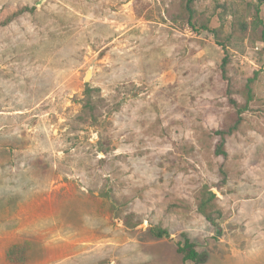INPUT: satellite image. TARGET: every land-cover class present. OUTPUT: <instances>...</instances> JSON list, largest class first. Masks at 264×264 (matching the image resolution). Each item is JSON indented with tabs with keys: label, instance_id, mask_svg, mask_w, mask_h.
<instances>
[{
	"label": "rangeland",
	"instance_id": "1",
	"mask_svg": "<svg viewBox=\"0 0 264 264\" xmlns=\"http://www.w3.org/2000/svg\"><path fill=\"white\" fill-rule=\"evenodd\" d=\"M192 8L0 0V264H264V0Z\"/></svg>",
	"mask_w": 264,
	"mask_h": 264
},
{
	"label": "trees",
	"instance_id": "2",
	"mask_svg": "<svg viewBox=\"0 0 264 264\" xmlns=\"http://www.w3.org/2000/svg\"><path fill=\"white\" fill-rule=\"evenodd\" d=\"M195 0H184V10L186 13V17L189 21V23H191L193 25V27H195L194 23H192V19H194V12H193V8H192V4L194 3ZM24 10H18L14 13H12L7 19L6 21H10L14 18H16L18 15H20ZM258 11V8L257 10ZM201 29H207L206 24L202 25L200 27ZM222 75L224 76V69L222 68ZM228 93V91H227ZM90 94L87 93V97ZM228 96V94H227ZM231 100V102L234 104V101L229 98ZM245 108H237V112L236 114H238V118H236L232 123L230 122H226L225 125L218 130L214 131V134L218 137V142L216 144L215 147V154L220 155V156H225L226 151L224 149V144L226 142L227 137L235 130L237 129L238 125H239V121H240V116L239 114L242 112V110ZM207 206V200L203 199L200 202L199 205V210L205 215L206 219L209 221H213L212 217L207 214L205 212V207ZM137 224V223H135ZM134 224V225H135ZM128 225V224H127ZM151 234L157 238H161L164 235L167 234L166 230L161 229V228H151L150 230ZM11 251V250H9ZM177 251L183 256V260L184 261H195L198 257V253L195 250L194 244L189 240V239H185L184 244L181 246H178ZM12 253V252H9Z\"/></svg>",
	"mask_w": 264,
	"mask_h": 264
},
{
	"label": "water",
	"instance_id": "3",
	"mask_svg": "<svg viewBox=\"0 0 264 264\" xmlns=\"http://www.w3.org/2000/svg\"><path fill=\"white\" fill-rule=\"evenodd\" d=\"M42 1H43V0H39V3H41ZM86 78L88 79V74H87Z\"/></svg>",
	"mask_w": 264,
	"mask_h": 264
}]
</instances>
